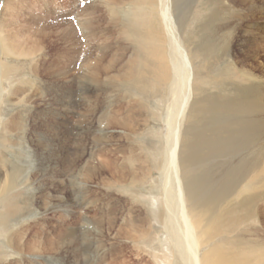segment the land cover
Here are the masks:
<instances>
[{"label":"bare ground","instance_id":"obj_1","mask_svg":"<svg viewBox=\"0 0 264 264\" xmlns=\"http://www.w3.org/2000/svg\"><path fill=\"white\" fill-rule=\"evenodd\" d=\"M197 1L165 0L157 12L161 28L154 22L156 12L148 17L135 11L130 15L132 53L118 69L120 82L132 95H141L137 109L163 121L166 131L142 133L143 127L147 128L146 120L142 118V126L137 127L134 119L129 129L136 133L134 140L145 160L136 163L125 157L121 163L113 162L119 173L114 167L108 171L111 177L119 176L116 181L130 179L134 183L140 176L146 178L148 197L135 202L144 217L158 225L157 243L147 244L156 264L259 263L264 258V246L248 245L224 233L237 228L242 223L239 220L256 217L257 202L264 201V149H251L264 138V83L257 82V77L246 70L242 58L233 57L245 77L243 81L235 79L223 65L231 56L233 33H222L239 20L242 31L249 34L241 41L253 47L252 57L259 51L264 53V0H202L204 5L209 4V10L192 25L190 20L196 15L191 9ZM132 2L139 5L141 0ZM4 35L0 28V143L13 128L29 125L27 109L18 110L17 115L16 108L11 110L18 91L10 87V82L6 90L10 65L2 61L7 54H26ZM147 90L149 99L145 101ZM70 106L68 100L65 107ZM4 116L7 120L2 122ZM53 119L56 121V116ZM7 149L0 152V209L4 207L0 212V237L5 239L1 257L21 254L22 247L26 248L22 218L24 209L33 205L28 197L31 184L26 166L20 163L26 156L12 152L11 162H6L3 152ZM14 154L17 157L12 162ZM104 170L107 167H93L87 179L98 177L103 185L114 181L101 174ZM233 193L236 198L228 200ZM152 223L138 228L130 225L128 234L135 235L134 245L153 235ZM68 233L71 237L74 234L76 239L74 236L71 240L77 242L78 229ZM216 236L220 240L216 241Z\"/></svg>","mask_w":264,"mask_h":264},{"label":"rangeland","instance_id":"obj_2","mask_svg":"<svg viewBox=\"0 0 264 264\" xmlns=\"http://www.w3.org/2000/svg\"><path fill=\"white\" fill-rule=\"evenodd\" d=\"M132 1L0 0V28L11 44L26 54H7L2 59L10 65L6 90L12 87L18 91L11 110L16 108L15 114L18 110L29 111V125L25 129L13 128L6 135L8 138L3 137L0 152L8 148L3 152L6 162H11L12 152L26 156L20 163L26 166L31 184L28 197L33 202L24 209L22 218L26 229L23 254L2 255L0 264H156L147 244L157 243L158 225L148 221L135 202L148 197L146 178L140 176V181L134 183L130 179L116 181L119 176L111 177L112 172L108 171L114 167L119 173L113 162L121 163L125 157L136 163L145 160L135 143L136 133L129 129L134 119L137 127L142 126V118L146 120L147 128L143 127L142 133L166 131L163 121L137 109L136 104L142 103L141 95L127 91L120 82L121 71L118 72L132 53L128 38L130 15L135 11L148 17L156 12L154 22L161 28L162 19L157 12L165 0H141L139 5ZM208 8L209 4L204 5L202 0L193 4L191 11L196 18L190 20L191 24H196ZM240 23L238 20L232 29L222 33L231 32L234 37L230 59L223 65L234 73L235 79L243 81L245 77L233 57L242 58L246 70L263 84L264 53L259 51L258 56L252 57L253 47L241 41L249 34L242 31ZM148 91L145 101L149 99ZM68 100L71 106L67 108ZM54 116L57 122L53 121ZM6 120L5 116L1 119ZM251 149H264V138ZM12 157L14 162L17 154ZM95 166L107 167L101 174L114 181L104 185L98 177L89 181ZM153 176L157 177L156 171ZM17 196L22 198V193ZM233 198L234 193L228 200ZM257 205L256 217L239 220L242 223L237 228L224 234L241 238L248 245L264 246V201ZM3 211L4 207L0 209ZM239 215L243 216L241 211ZM148 223H152L153 235L134 245L135 235L128 234L130 225L138 228L147 227ZM74 229L79 232L77 242L76 236L68 233ZM4 240L0 237L1 252ZM262 259L246 264H264Z\"/></svg>","mask_w":264,"mask_h":264}]
</instances>
